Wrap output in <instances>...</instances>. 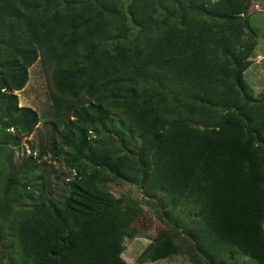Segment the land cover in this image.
Listing matches in <instances>:
<instances>
[{
  "label": "trees",
  "instance_id": "16d2710c",
  "mask_svg": "<svg viewBox=\"0 0 264 264\" xmlns=\"http://www.w3.org/2000/svg\"><path fill=\"white\" fill-rule=\"evenodd\" d=\"M122 2L0 0V143L17 146L37 125L15 91L39 60L48 139L73 170L50 193L42 175L33 188L0 162L9 264H126L127 215L108 177L138 184L173 226L143 250L151 261L181 246L194 264H230L236 252L264 264V88L253 98L240 75L254 46L250 0Z\"/></svg>",
  "mask_w": 264,
  "mask_h": 264
},
{
  "label": "rangeland",
  "instance_id": "374dc122",
  "mask_svg": "<svg viewBox=\"0 0 264 264\" xmlns=\"http://www.w3.org/2000/svg\"><path fill=\"white\" fill-rule=\"evenodd\" d=\"M130 1L123 0L124 7ZM162 15L159 12L157 17ZM246 17L255 38L247 66L240 75L251 90L252 97L258 99L264 88V0H250ZM129 26L128 40L135 36L138 30V27L132 23H129ZM47 77L48 70L43 69L39 60L27 69L25 85L21 90L15 91L18 99L17 106L33 109L38 115V122L29 135L19 138L17 146L0 143V162L4 161L5 167L3 166L2 171L7 169L11 174H15L16 179L25 178L26 181L23 184L26 183L33 188L40 186L41 180L37 177L42 175L46 182L45 190L56 193L59 188H63L64 182L72 178L73 170L63 164L62 157L55 154L48 139V132L51 129L48 123L49 114H51V99L46 86ZM6 133L0 124V141L4 139ZM9 133L14 132L10 130ZM109 137L117 146L118 141L115 135L110 134ZM139 143V140H134V143L130 145L133 147ZM42 146L47 149L45 154L39 153ZM128 148V150L131 149V147ZM128 150L119 149L118 155L131 158ZM5 154L9 155V161L5 160ZM36 160H38L37 165L32 170L29 169L27 174L25 170L18 172L25 162L30 164ZM104 188L121 202L120 206L127 215L117 223L118 228L124 234L120 244V258L126 264H194L183 252L181 246L175 253L157 261H151L143 256L142 252L151 240L164 228L173 230V226L167 222L163 224L158 219L161 213L156 201L149 199L135 182L108 177L104 182ZM129 211H131L130 215H128ZM174 236L176 242L179 243L180 231L176 230ZM1 242L2 240H0V264H9L10 260L7 257L9 250ZM233 257L230 264H253L252 260L240 252H236Z\"/></svg>",
  "mask_w": 264,
  "mask_h": 264
}]
</instances>
